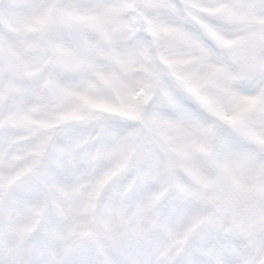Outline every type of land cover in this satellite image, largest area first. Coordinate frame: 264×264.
Here are the masks:
<instances>
[{
	"label": "snow or ice",
	"instance_id": "6c2138e0",
	"mask_svg": "<svg viewBox=\"0 0 264 264\" xmlns=\"http://www.w3.org/2000/svg\"><path fill=\"white\" fill-rule=\"evenodd\" d=\"M0 264H264V0H0Z\"/></svg>",
	"mask_w": 264,
	"mask_h": 264
}]
</instances>
